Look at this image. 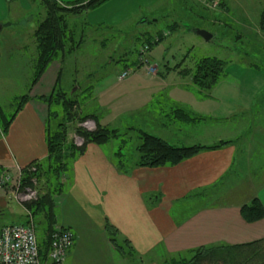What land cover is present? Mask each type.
I'll list each match as a JSON object with an SVG mask.
<instances>
[{
	"label": "crops",
	"instance_id": "crops-1",
	"mask_svg": "<svg viewBox=\"0 0 264 264\" xmlns=\"http://www.w3.org/2000/svg\"><path fill=\"white\" fill-rule=\"evenodd\" d=\"M166 1H111L94 14L95 22L99 17L112 19L119 13L125 19L132 18L142 10L160 8ZM179 3L190 12L196 9V0H179ZM37 5V0H0V81L6 86L14 81V88L19 90L14 100L28 92L31 84L28 79L32 78V70L34 73L38 55ZM56 63L49 66L33 87L29 101L17 113L8 131L0 134V169L12 178L19 169L48 155L49 109L38 97L53 91L61 70ZM176 66L172 69L179 73ZM156 75L160 77L159 73ZM159 81L164 87L168 86L161 77ZM249 88L251 86L240 84L238 99L223 98L230 102L220 101L212 107L209 106L212 97H204L199 91V97L206 100L204 105H208L206 112L189 107V103L185 107L180 99L175 100V94L161 103L169 109L162 114L168 119L169 128L178 125L196 133L190 139L192 143L180 146H212L231 141L223 148L200 152L178 165L156 168L131 165L129 173H121L107 145H88L85 154L73 163L72 182L63 201L64 223H60L74 233L75 241L62 264H69L70 260V264H123L119 256L113 257L116 249L110 240L96 242L95 249L97 246L106 251L95 261L82 257V232L87 233L89 239L97 232L106 237L107 222L131 242L134 257L147 260V264L189 260L186 257L202 247L241 245L264 239V219L247 223L241 214L242 206L254 198L264 204V102L256 100L254 95L244 94ZM160 94V91L155 93ZM180 110L201 119L179 118ZM91 114L97 115L95 111ZM97 116L101 124H110ZM183 121L188 124H182ZM201 128L206 130L198 133L197 129ZM10 204L7 190L0 189L1 217ZM21 215L24 220L25 213ZM7 225L10 224L0 229ZM229 263L212 261V264Z\"/></svg>",
	"mask_w": 264,
	"mask_h": 264
},
{
	"label": "rangeland",
	"instance_id": "rangeland-1",
	"mask_svg": "<svg viewBox=\"0 0 264 264\" xmlns=\"http://www.w3.org/2000/svg\"><path fill=\"white\" fill-rule=\"evenodd\" d=\"M64 1L71 3L76 0ZM111 1L115 0L70 18L69 23L78 33L84 35V41L67 58L54 62L60 65L59 70L62 69L58 87L63 91L76 93V99L85 113L95 111L102 120L110 122L111 128L122 134L105 144L107 150L112 151L114 159L115 153L120 151L125 158L136 160L137 147L140 144L138 130L161 137L176 146L192 143L190 139L195 132L178 125L176 128H169L168 119L162 115L169 111L168 107L161 106L169 95L175 94V100L180 99L185 107L189 103V107L206 112L205 107L208 105L205 106L206 100L199 97L201 92L204 97H212L209 98L212 100L209 106L212 107L220 101L238 99L237 88L242 84L251 86V90L245 89L244 94L254 95L256 100L264 102V34L259 29L264 0H226L216 10H210L196 0V9L193 12L185 10L179 0H167L160 4V8L142 10L132 18L125 19L119 13L112 19L99 17L98 22H95L94 14L109 6ZM116 4L113 3V6ZM37 6L39 24L45 17V9L39 1ZM144 17L148 19L144 20ZM199 30L207 31L212 35L211 39L203 38L198 33ZM159 33L165 35V39L147 49L148 37H155ZM139 57L142 58L143 65L135 68L133 63ZM204 58H218L226 62L225 74L212 89L201 90L193 81L192 75L185 77L172 69L183 63L185 68L194 70L196 63ZM148 67H156L168 86L162 85L159 75L148 74ZM124 70H129L130 75L127 79H120ZM31 75L33 78V70ZM32 78L28 79L29 83ZM14 85V81L8 86L0 81V128L2 117L10 119L17 107L14 97L19 90ZM157 91L161 94L155 95ZM240 95L242 97L241 93ZM186 123L183 121L182 124ZM197 130L200 133L206 128ZM73 138L76 141L75 136ZM65 194L58 199L57 206L59 221L62 223ZM9 201L12 205H9L11 207L4 212V216H0V228L4 224H18L23 221L21 214L25 210L14 200ZM82 236V257L85 260L93 262L105 253V248L95 246V249L94 245L98 241L106 243L110 240L108 235L103 237L97 232L92 234L94 238L89 239L86 237L88 234L82 232ZM259 249L264 256V244ZM193 256L194 254H190L186 258L191 259ZM113 257L123 260V264L148 262L132 255L129 258L124 257L116 250ZM207 264L212 262L207 260Z\"/></svg>",
	"mask_w": 264,
	"mask_h": 264
},
{
	"label": "trees",
	"instance_id": "trees-1",
	"mask_svg": "<svg viewBox=\"0 0 264 264\" xmlns=\"http://www.w3.org/2000/svg\"><path fill=\"white\" fill-rule=\"evenodd\" d=\"M38 1L45 9V17L39 22L35 33L38 55L34 63L33 78L28 92L14 100L17 107L10 119L2 117L0 134L8 131L17 113L29 101L33 87L41 80L49 66L56 60L67 58L83 43L84 35L72 27L69 23L70 18L97 9L110 0H78L71 3H62L59 0ZM223 4L220 2L219 7ZM141 22L143 23V21ZM171 27L173 28V26ZM259 29L264 34V8L260 14ZM165 37L161 33L155 37L150 35L147 39V49L159 44ZM133 65L135 68L141 67L143 65L142 58L139 57ZM225 68L226 62L218 58L201 59L196 63L194 70L185 68L183 63H179L175 67L182 76L191 77L192 75L193 81L201 90L212 89L216 86L219 79L225 74ZM60 75H62V69L54 90L49 95L38 97V100L44 102L49 109L46 122L48 155L45 159L33 161L29 166L23 168L21 178V187L37 190L38 195L35 200L22 204L25 216L24 220L18 224H28L29 219L33 218L43 264H50L48 255L56 227L69 229L60 223L57 206L58 199L66 193L72 182L73 163L78 157L85 154L88 145H104L122 136L117 129L101 124L96 114L85 113L81 103L76 99V93L60 89L58 87ZM180 111L182 114H179V118L182 117L189 121L201 119L186 110ZM87 119L95 121L97 128L94 131H88L80 126ZM138 134L140 144L137 147L136 160L125 158L124 153L120 151L115 153V165L121 173H129L132 169L131 165L148 168L175 166L200 152L223 148L231 143V141H221L212 146L199 144L176 146L143 130H138ZM73 136L80 137L83 144L78 146ZM5 173V170L0 169V177ZM241 214L247 223L259 222L264 219V204L259 198H254L250 203L242 206ZM106 232L120 255L128 258L135 255L131 242L122 237L120 232L109 222L106 224ZM262 244H264V239L241 245L202 247L194 252L191 259L174 261L169 264H202L203 261L212 262L216 259L230 262L229 264H264V256L259 249Z\"/></svg>",
	"mask_w": 264,
	"mask_h": 264
},
{
	"label": "built area",
	"instance_id": "built-area-1",
	"mask_svg": "<svg viewBox=\"0 0 264 264\" xmlns=\"http://www.w3.org/2000/svg\"><path fill=\"white\" fill-rule=\"evenodd\" d=\"M210 10H216L220 6L219 0H199ZM149 74H157L156 67H148ZM130 71L126 70L120 74V79H127ZM80 126L88 131H94L97 126L93 120L87 119ZM78 146L83 144L80 137L75 136ZM22 169L17 176L12 178L8 173L0 177V189L7 190L9 199L14 200L22 206L25 202L35 200L37 190L21 187ZM28 224H11L0 230V264H43L40 258V249L36 225L31 217ZM75 237L70 229L56 227L51 241L48 255L50 264L63 263L73 245Z\"/></svg>",
	"mask_w": 264,
	"mask_h": 264
},
{
	"label": "water",
	"instance_id": "water-1",
	"mask_svg": "<svg viewBox=\"0 0 264 264\" xmlns=\"http://www.w3.org/2000/svg\"><path fill=\"white\" fill-rule=\"evenodd\" d=\"M203 38H205L206 40L211 39L212 35L209 34L207 31L205 30H199L198 32Z\"/></svg>",
	"mask_w": 264,
	"mask_h": 264
}]
</instances>
